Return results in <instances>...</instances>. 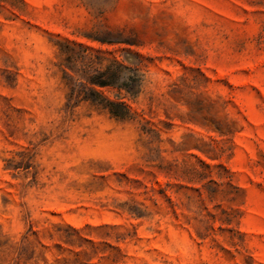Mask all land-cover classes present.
Segmentation results:
<instances>
[{"label": "rangeland", "instance_id": "rangeland-1", "mask_svg": "<svg viewBox=\"0 0 264 264\" xmlns=\"http://www.w3.org/2000/svg\"><path fill=\"white\" fill-rule=\"evenodd\" d=\"M0 264H264V0H0Z\"/></svg>", "mask_w": 264, "mask_h": 264}, {"label": "trees", "instance_id": "trees-1", "mask_svg": "<svg viewBox=\"0 0 264 264\" xmlns=\"http://www.w3.org/2000/svg\"><path fill=\"white\" fill-rule=\"evenodd\" d=\"M114 62L116 64H118L119 66H122L117 60H115ZM92 84L93 85H96V86H98L100 88H104V87H106L108 85L105 82H101V81L100 82L99 81L98 82H93ZM97 95L102 98V96L100 94L97 93ZM102 99L107 102V104L104 106V109H109V111H110V113L112 115H114L116 117H119L117 114H115V112H113L114 111V108H116V107H120V108L126 110L127 113H128V109H127V107L124 104H120V103H116V102H112V101H107L104 98H102Z\"/></svg>", "mask_w": 264, "mask_h": 264}]
</instances>
